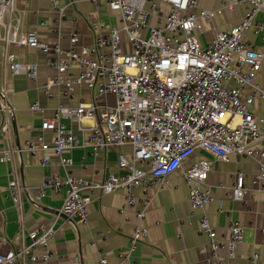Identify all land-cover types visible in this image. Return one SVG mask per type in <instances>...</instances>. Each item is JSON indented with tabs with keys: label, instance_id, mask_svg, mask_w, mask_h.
<instances>
[{
	"label": "built area",
	"instance_id": "built-area-1",
	"mask_svg": "<svg viewBox=\"0 0 264 264\" xmlns=\"http://www.w3.org/2000/svg\"><path fill=\"white\" fill-rule=\"evenodd\" d=\"M50 1L62 21L64 9L57 7L56 0ZM86 1L95 5L103 2L109 11L118 15L119 25L104 34H96L90 46L62 49L58 44L51 46L41 42L35 33L18 36L20 20L14 17L16 0H0V41L4 46L30 47L50 55L46 65L56 71V76L44 83L45 93L62 86L64 94L69 96L74 87L83 86L93 94L90 104L60 105L42 122L41 130L53 135L51 145L36 148L31 141H26L24 149H3L0 161L12 164L16 151L35 155L38 151L50 150L62 167H71L72 160L66 154L74 150L78 142L74 133L62 124V119L77 123L85 119L96 121L88 138L94 155L107 148L129 146L132 150L130 160L122 155L118 157L121 174H109L97 183L72 175L44 176L36 201L48 188L55 193L63 192L61 213L84 224L94 193L101 198L121 190L125 194V207H131L136 201L135 191L148 187L150 178L162 183L167 175L182 169L183 162L198 150L222 162H229L232 156L256 160L257 173L251 186L264 192V117L255 108L257 104L264 108V86L254 81L262 68L264 55L243 42L246 31L264 30L255 20L264 10V0H243L245 9L240 21L219 32L204 47L199 42L203 24L222 15L223 7L195 11L197 0ZM234 5L226 8L232 10ZM101 28L95 25L92 30ZM76 40L74 33L71 41ZM72 63L78 66L77 75L61 79L60 75L66 74ZM2 64L11 77L34 80L37 76L36 66L22 64L7 52L2 56ZM106 95L113 96V106H98L99 98ZM30 111L40 113L41 108L35 102ZM11 115L6 89L2 86L0 136H9ZM48 162L45 157L40 165L44 167ZM211 168L210 161L198 160L182 170V179L193 214L201 212L198 233L207 238L206 262L223 264L219 250L226 251L227 259L235 258L243 229L237 221L230 220L228 235L220 240L204 215V207L212 201L209 190L203 187ZM8 184L7 190L22 227L21 188L16 180ZM219 187L225 189L223 185ZM227 190L234 202L243 200L248 187L241 172L235 174ZM135 217L142 222L145 210ZM53 235L51 226H40L27 233V244H21L22 236L16 238L20 245L0 253V264H49L52 256L49 241ZM146 237V227L139 224L133 228L128 250L118 253L121 263L129 262L130 252ZM37 250L40 253H36ZM107 255L101 254L98 264H107ZM257 259L258 256L253 255L249 260Z\"/></svg>",
	"mask_w": 264,
	"mask_h": 264
},
{
	"label": "crops",
	"instance_id": "crops-1",
	"mask_svg": "<svg viewBox=\"0 0 264 264\" xmlns=\"http://www.w3.org/2000/svg\"><path fill=\"white\" fill-rule=\"evenodd\" d=\"M56 1L57 7L64 9L65 18L62 21L50 0H16L14 17L20 20L18 36L35 33L47 45L58 44L62 49H78L90 46L96 34H104L119 25L118 15L109 11L103 2L99 1L100 4L95 5L86 0ZM242 1L197 0L195 11L223 7L222 15L203 24V32L199 37L204 44H209L219 32L230 29L240 21L245 9ZM232 3H235L233 9L228 10L226 6ZM255 20L258 25L264 26V10L257 14ZM95 25L102 28L92 30ZM74 33L77 34V40L72 43L71 36ZM243 42L264 55V30L246 31ZM5 52L14 55L22 64L36 66V78L11 77L2 64ZM49 57L30 47L13 44L5 47L0 41V87L6 89L7 102L12 110L9 136H0V154L8 147L24 149L26 141H31L36 148L42 144L51 145L53 135L42 131L41 124L52 116L55 108L91 103L92 91L83 86L74 87L69 96L64 94L62 86L53 87L45 93L42 89L44 83L56 76V71L46 65ZM77 73L78 66L72 63L68 72L60 77L66 79L68 75L75 76ZM254 81L264 86V61ZM35 102L41 108L40 113L30 111V106ZM113 104L114 98L110 95L99 98L97 102L100 107H111ZM255 108L264 117L263 106L257 104ZM61 122L74 133L78 142L77 147L66 154L72 160L71 167H62L58 157L50 150L38 151L35 155L16 151L12 164L0 161V253L18 247L20 244L16 238L22 236L21 244H27L28 232L40 226H51L54 235L49 241L52 253L49 264H98L104 253L108 254L107 264H126L118 259V253L128 250L133 228L141 224L147 229V237L130 252L127 264H208L207 238L198 233L201 212L193 214L187 201V187L182 179L184 168L204 159L212 163L203 183L212 198L203 209L204 215L220 240L227 237L230 220L237 221L243 229L242 243L236 250L235 258L227 259L226 251L219 250L223 264H264V192H258L251 186V180L257 173L256 160L232 156L229 162H222L207 152L195 151L183 162L182 169L167 175L162 183L150 178L148 187L136 190V201L131 207H125V194L121 190L101 198L94 193L88 206L87 221L80 224L77 219H69L61 213L63 192L55 193L48 188L36 201L44 176L64 178L72 175L97 183L109 174H121L118 157L122 155L130 160L132 150L129 146L107 148L94 155L88 145V138L96 121L85 119L77 123L62 119ZM40 137L42 141L39 142ZM45 157L49 162L42 167L41 160ZM140 167L148 170L145 166ZM237 172L243 174L248 187L241 202H234L227 190ZM13 180L21 188L22 227L7 190L8 183ZM220 208L221 212L218 211ZM143 209L145 218L138 222L135 216ZM36 253H40V250ZM253 255H257L258 259L250 262Z\"/></svg>",
	"mask_w": 264,
	"mask_h": 264
},
{
	"label": "rangeland",
	"instance_id": "rangeland-1",
	"mask_svg": "<svg viewBox=\"0 0 264 264\" xmlns=\"http://www.w3.org/2000/svg\"><path fill=\"white\" fill-rule=\"evenodd\" d=\"M199 42H200V45H201V46H203V47L205 46V44L201 41V38H199ZM8 185H9V184H8ZM8 185H7V186H8Z\"/></svg>",
	"mask_w": 264,
	"mask_h": 264
}]
</instances>
